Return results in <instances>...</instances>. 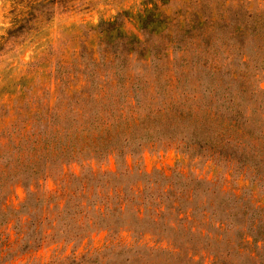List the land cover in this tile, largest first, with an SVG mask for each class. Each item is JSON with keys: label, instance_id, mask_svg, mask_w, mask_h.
I'll use <instances>...</instances> for the list:
<instances>
[{"label": "rangeland", "instance_id": "rangeland-1", "mask_svg": "<svg viewBox=\"0 0 264 264\" xmlns=\"http://www.w3.org/2000/svg\"><path fill=\"white\" fill-rule=\"evenodd\" d=\"M146 20L154 31L138 27ZM115 27L137 39L117 43L113 67L91 64L103 54L98 31ZM206 65L220 69L215 76L232 75L246 94L254 92L264 125V0H0V175L16 176L1 180L7 190L2 205L18 208L27 189L36 197L68 192V178L87 172L119 174L120 185L103 179L132 198L121 206L125 223L119 228H98L75 241L46 237L29 249L17 241L22 223L15 225L13 215L0 218V264H63L68 258L106 264L131 258L118 248L142 246L164 251L154 250L141 264H193L187 257L201 264H264V168L218 159L180 133L154 134L122 146V154L54 162L28 181L17 174L23 128H41L30 112L51 107L54 115L47 124L41 118L42 127L59 125L66 94L86 79H129L132 87L112 91L131 101L127 119L180 125L181 102L189 95L180 94L181 69L200 74ZM113 203L105 201L108 209L121 205ZM132 214L144 220L142 229L132 231Z\"/></svg>", "mask_w": 264, "mask_h": 264}, {"label": "trees", "instance_id": "trees-1", "mask_svg": "<svg viewBox=\"0 0 264 264\" xmlns=\"http://www.w3.org/2000/svg\"><path fill=\"white\" fill-rule=\"evenodd\" d=\"M149 23V20L142 21L138 27L154 31V25ZM111 24L110 21L106 22L108 26ZM98 33L100 34L98 51H102L103 54L96 62L90 61L96 66L106 62L113 67L112 59L117 54L114 50L117 43L126 45L136 38L124 35L119 27H115L114 30L100 28ZM219 70L208 65L200 74L189 66L181 69L183 77L180 82L184 83V88L180 94L188 91L189 95L181 102L180 125L173 122L159 123L149 118L147 120H137L133 117L127 119L124 109L128 103L129 107L132 105L131 101L125 103L124 92H122L123 95L115 92L117 96L113 92L125 86L132 87L134 82L129 79L122 82L116 79H86L79 89L66 94V104L58 114L59 117L65 116V120L59 122V125L42 127L54 115L51 113V107L45 110L38 108L30 112L41 128L34 131L33 124L23 128L21 140L25 143L24 154L22 160L18 161L17 174L28 181L44 174L51 165L55 164L54 162L63 164L69 160L103 156L110 152L122 154V146L127 147L131 143L140 144L141 140L145 141L154 134L164 135L165 133L170 136L180 133L181 140L210 151L218 159L237 163L238 167L250 164L264 168V163L261 162V159H264L262 154L264 153V125L253 106L254 92L250 91L246 94L247 90L242 88L240 82L232 75H227L229 80L221 75V77L215 76L214 72L218 73ZM235 83H237L236 86ZM145 84L147 85V82ZM88 86L91 89H87ZM120 97L123 99L119 100ZM56 100L57 98L54 97V101ZM67 106H69L68 114L65 109ZM31 135L33 136L30 138ZM9 167L10 165L6 164V168ZM107 176L117 182L113 185H120L119 174L87 172V174L68 178L67 183L70 186L68 192L54 189L47 192L46 196L36 197L34 192L27 189L25 198L18 208H6L2 203L6 198L7 190L2 187L1 180H11L16 176L13 174L6 176L2 172L0 218L4 221L8 215H13L10 216V220L15 225L22 223L23 231L17 241L21 242L25 249L40 245L46 237L52 239L63 237L62 241H75L98 228L110 226L119 228L125 223L121 206L131 202L132 198H126L125 193L116 186L108 187L109 182L103 179ZM196 183L199 182L196 181ZM58 198L61 199L52 201ZM107 200L121 205L108 209L105 204ZM141 207L146 206L141 204ZM22 217H24L23 220H21ZM131 219L132 231L142 229L140 227L144 220L141 217L132 214ZM27 231H29L28 234ZM118 249L117 254L126 255L132 252L131 258L130 255L124 258L121 256L118 259L119 262L112 260L106 264H141L140 260L144 256H149L154 250L164 251L162 248L145 246ZM106 250L109 249L106 248ZM192 259L187 257L186 261L201 264L199 260ZM94 260L97 264H102L100 259ZM60 263L52 261L50 264ZM89 263L88 258H68L63 264Z\"/></svg>", "mask_w": 264, "mask_h": 264}]
</instances>
